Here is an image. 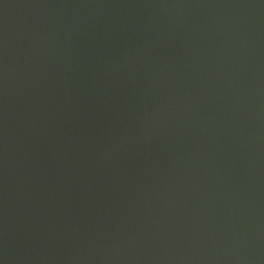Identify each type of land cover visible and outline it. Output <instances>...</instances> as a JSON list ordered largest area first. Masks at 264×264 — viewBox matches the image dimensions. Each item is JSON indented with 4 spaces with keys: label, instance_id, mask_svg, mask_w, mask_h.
I'll return each instance as SVG.
<instances>
[{
    "label": "water",
    "instance_id": "1",
    "mask_svg": "<svg viewBox=\"0 0 264 264\" xmlns=\"http://www.w3.org/2000/svg\"><path fill=\"white\" fill-rule=\"evenodd\" d=\"M0 264H264V0H0Z\"/></svg>",
    "mask_w": 264,
    "mask_h": 264
}]
</instances>
